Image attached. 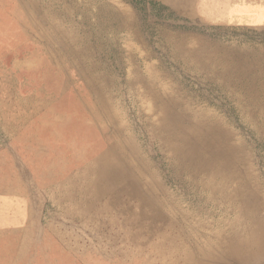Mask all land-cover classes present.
<instances>
[{
    "label": "bare ground",
    "instance_id": "1",
    "mask_svg": "<svg viewBox=\"0 0 264 264\" xmlns=\"http://www.w3.org/2000/svg\"><path fill=\"white\" fill-rule=\"evenodd\" d=\"M91 2L107 10L105 21L120 23L115 4ZM53 5V0H0V56L6 48L35 39L45 45L42 49L52 71L49 76L54 78L53 99H44L43 92L36 89L2 110L5 133L35 157L33 179L46 186L54 183L50 195L69 201V211L80 219L87 217L83 205L105 213L106 226H113L108 237L123 238L130 247L125 264H264V180L252 164L243 167L249 154L242 140L236 141L221 116L205 108L195 109L182 91L168 93L146 83L143 94H134L143 132L156 138L170 175L181 188L183 195L177 198L192 197L199 202L193 212L183 211L164 187L156 164L147 158L149 151L138 142V126L124 120L123 93L110 69L103 65L99 71L100 64L92 60L85 44L77 48L69 44L64 50L48 48L51 39L57 41L68 32L56 18ZM29 7L35 14L29 13ZM38 20L47 23L48 30ZM203 53V48L184 52L202 59L196 69L208 67L211 72ZM20 54L24 57L22 51ZM76 63L80 66L77 71L71 65ZM59 66L70 73L62 74ZM229 70L225 67L218 75L229 79ZM232 73L236 86H242L241 73ZM145 95L153 107L143 113ZM262 104L260 113L264 115V99ZM153 113L158 114L153 117ZM39 150L46 152L40 155ZM5 167L0 190L13 191L11 168ZM63 175L66 178L61 179ZM193 214L206 218L189 223ZM122 225L137 230L141 241L136 243L137 236L131 234L125 236ZM19 235L10 241L7 264H11L10 253ZM134 244L139 247L132 249ZM145 247L150 248L147 253L156 255L154 260L139 252ZM25 251L15 264H22ZM115 254L120 258L123 253Z\"/></svg>",
    "mask_w": 264,
    "mask_h": 264
},
{
    "label": "rangeland",
    "instance_id": "2",
    "mask_svg": "<svg viewBox=\"0 0 264 264\" xmlns=\"http://www.w3.org/2000/svg\"><path fill=\"white\" fill-rule=\"evenodd\" d=\"M53 1L51 8L68 32L59 35L57 41L51 39L48 48L64 50L69 44L76 48L85 44L92 60L100 64L99 71L103 65L110 69L123 93L124 120L138 126V142L149 151L147 158L156 164L164 187L174 194V203L183 211L193 212L199 202L192 197L177 198L183 193L170 175L156 138L143 132V122L136 117L133 97L136 92L144 93L146 83L168 93L182 91L185 98L192 99L195 109L205 108L221 116L249 154L243 167L252 164L264 180V115L260 113L264 99V0H107L115 4L121 24L115 19L105 21L107 10L91 2L94 0ZM29 9L35 14L32 7ZM39 24L48 30L47 23ZM43 46L28 38L6 48L0 56V180L6 177L7 165L14 181L13 191L0 190V264H7L10 241L18 232L10 253L11 264L21 259L23 249L26 251L22 264H125L130 247L123 238L108 237L113 226H106V214L84 205L81 207L87 214L85 220L70 212L69 201L50 195L56 188L54 183L46 186L40 179H33L32 152L5 133V106L16 104L19 97L34 94L36 89L43 92L44 99L54 98V78L49 76L52 71ZM192 48H203V59L209 62L211 72L208 67L195 68L202 59L184 54ZM219 59L222 61L217 62ZM15 62L20 64L15 67ZM71 65L75 71L80 69L77 63ZM225 67L230 69L229 79L218 75ZM59 69L62 74L70 73L68 68ZM232 72L241 73L242 86H236L237 78ZM150 107L153 101L145 95L141 111ZM45 152L38 151L40 155ZM204 218L193 214L189 223ZM120 229L125 236L138 235L128 225ZM136 241L140 242L141 237L137 236ZM138 250L149 260L156 257L147 253L149 247ZM116 251L123 253L120 258Z\"/></svg>",
    "mask_w": 264,
    "mask_h": 264
}]
</instances>
